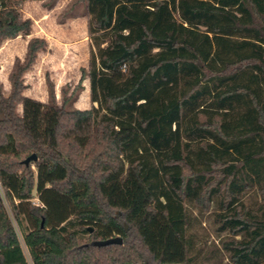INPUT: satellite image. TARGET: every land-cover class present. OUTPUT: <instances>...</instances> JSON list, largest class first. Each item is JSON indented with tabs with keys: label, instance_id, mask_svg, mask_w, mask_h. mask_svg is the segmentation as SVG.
I'll return each mask as SVG.
<instances>
[{
	"label": "trees",
	"instance_id": "obj_1",
	"mask_svg": "<svg viewBox=\"0 0 264 264\" xmlns=\"http://www.w3.org/2000/svg\"><path fill=\"white\" fill-rule=\"evenodd\" d=\"M24 1L0 0V46L33 33ZM79 1L92 106L24 94L45 37L0 81V187L34 264H186L188 202L264 264V0ZM0 264H28L1 191Z\"/></svg>",
	"mask_w": 264,
	"mask_h": 264
},
{
	"label": "rangeland",
	"instance_id": "obj_2",
	"mask_svg": "<svg viewBox=\"0 0 264 264\" xmlns=\"http://www.w3.org/2000/svg\"><path fill=\"white\" fill-rule=\"evenodd\" d=\"M47 2L49 0H25L22 4L23 15L34 21L33 32L48 40L47 49L39 53L35 63L24 74L27 84L24 94L47 102L51 82L58 103L61 104L66 99L67 108H90L92 102L89 95V80L87 77L81 78L82 68L88 67L92 46L88 33V16L83 14L84 8L79 0H57L52 8L45 5ZM27 39L24 35L19 36L14 40H6L0 46V81L4 85L6 95L11 90L9 74L15 59L24 58ZM0 191L28 264H34L24 241L23 230L1 187ZM256 199L253 192L246 196L247 203L252 206L256 205ZM32 201L42 205L36 191ZM186 207L189 217L188 235L192 242L190 259L186 264H234L225 248L233 236L219 229L215 208L212 206L204 209L194 202H188ZM24 225L31 227L32 223L25 220Z\"/></svg>",
	"mask_w": 264,
	"mask_h": 264
},
{
	"label": "water",
	"instance_id": "obj_3",
	"mask_svg": "<svg viewBox=\"0 0 264 264\" xmlns=\"http://www.w3.org/2000/svg\"><path fill=\"white\" fill-rule=\"evenodd\" d=\"M38 156L36 153H32L30 156H28L24 162L26 164H29L30 162L37 160ZM92 230V228H90ZM112 243H118L121 244L123 243V238L118 235V236H113L111 238L108 239H104V240H95L93 241V244L96 246H103V245H108V244H112Z\"/></svg>",
	"mask_w": 264,
	"mask_h": 264
},
{
	"label": "crops",
	"instance_id": "obj_4",
	"mask_svg": "<svg viewBox=\"0 0 264 264\" xmlns=\"http://www.w3.org/2000/svg\"><path fill=\"white\" fill-rule=\"evenodd\" d=\"M20 36H23V35H20ZM24 36H26L28 39L26 40V42L28 43V40L31 38V37H33V36H39L38 34H36V33H32V34H30V35H24ZM19 37V36H18ZM18 37H16V38H12L13 40L14 39H17ZM40 37H43V36H40ZM11 39V40H12ZM10 40V39H9Z\"/></svg>",
	"mask_w": 264,
	"mask_h": 264
}]
</instances>
